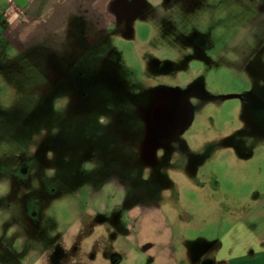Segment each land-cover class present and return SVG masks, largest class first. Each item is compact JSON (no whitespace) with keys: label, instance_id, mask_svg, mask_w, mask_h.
<instances>
[{"label":"rangeland","instance_id":"rangeland-1","mask_svg":"<svg viewBox=\"0 0 264 264\" xmlns=\"http://www.w3.org/2000/svg\"><path fill=\"white\" fill-rule=\"evenodd\" d=\"M143 13L95 42L0 35V264H214L230 227L264 226V0ZM171 90L190 120L149 153Z\"/></svg>","mask_w":264,"mask_h":264},{"label":"crops","instance_id":"crops-1","mask_svg":"<svg viewBox=\"0 0 264 264\" xmlns=\"http://www.w3.org/2000/svg\"><path fill=\"white\" fill-rule=\"evenodd\" d=\"M106 9L99 0H0V35L24 43L41 24L55 32L54 28H64V21L73 13L87 12L88 16L96 18ZM263 204L264 200L258 201L256 209ZM184 216L189 218L187 214ZM152 217L151 211L146 213L150 222L148 237H153L151 228L155 223ZM160 219L164 221L162 214ZM219 243L214 264H264V226L256 222H251L250 226L236 223L220 237Z\"/></svg>","mask_w":264,"mask_h":264},{"label":"flooded vegetation","instance_id":"flooded-vegetation-1","mask_svg":"<svg viewBox=\"0 0 264 264\" xmlns=\"http://www.w3.org/2000/svg\"><path fill=\"white\" fill-rule=\"evenodd\" d=\"M105 11L96 18L85 13H73L64 21V29L81 37L84 42H95L105 30L119 23H130L143 16L147 0H99ZM167 1V0H166ZM145 18V14H144ZM88 40V41H87ZM187 93L177 90L166 92L153 104L149 114L146 147L152 153L159 147L168 145L175 137L185 131L190 120ZM18 173V172H17ZM10 191L17 189L15 179L9 177ZM134 210V208H132ZM132 210V211H133ZM131 212V211H130Z\"/></svg>","mask_w":264,"mask_h":264}]
</instances>
